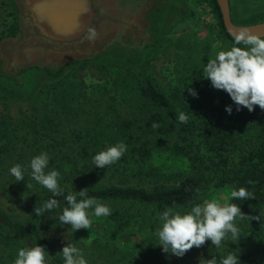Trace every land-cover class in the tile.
Returning <instances> with one entry per match:
<instances>
[{
    "label": "trees",
    "instance_id": "obj_1",
    "mask_svg": "<svg viewBox=\"0 0 264 264\" xmlns=\"http://www.w3.org/2000/svg\"><path fill=\"white\" fill-rule=\"evenodd\" d=\"M216 11L220 13L218 7ZM217 27L219 37L227 34L222 20ZM203 52L207 60L210 47H205ZM97 66L102 68L99 64ZM203 69V66L198 65L187 69L185 76L179 79V85L166 95L148 81L140 69L135 68L140 96L157 112L143 126L136 127L134 122L126 120L117 122L112 137L107 135L94 146L77 153L74 162L69 164V170L63 164L60 169L62 179L59 180L63 195L55 197L60 201V206L51 213L45 212L40 216L36 230L31 231L20 223H13L0 213L12 232L18 237H32L34 234L43 236L48 245L52 246L49 240L51 232L63 227L58 216L67 207L65 197L71 192L88 188V197H95L111 209L108 216L90 217L91 225L101 221L108 226L104 235L92 243L96 254L123 264L133 263L139 261L135 260V253L124 251L118 246V238L122 234L135 229L140 237L143 236L142 242L146 246L154 247L157 238L155 231L161 226L159 214L167 207L175 204L182 211H187L194 204L211 199L217 190L226 189L231 192L244 187L254 194L255 199L243 201L230 198L229 203L239 204L241 210L250 215L260 214L262 223L256 220H237L240 239L231 241L221 251L212 254L219 261L229 253H240L241 264H264V110L257 106L254 112H249L246 108L237 112L230 96L214 89L211 82L204 79ZM65 70L66 68L62 73ZM57 85L47 86L66 101V87L57 89ZM188 87L198 91V98L188 94ZM227 105L233 107L231 115L225 111ZM181 111L188 115L187 123L178 121L177 115ZM153 124L158 127L154 128ZM249 131L257 133L248 138ZM121 141L128 146V151L122 158L105 169L96 168L93 157ZM165 155L182 161L186 164L185 168L170 174L159 168L154 169L153 166L149 171L145 169L146 162ZM122 162L138 166V173L132 176L139 178L140 183L136 186L96 184L109 175H116L120 168L127 165ZM37 193L40 196L39 205L54 198L40 184L37 185ZM142 209L147 213H142ZM137 211L139 212L135 213ZM48 252L52 255L51 264H64L62 256ZM207 258L212 257L208 254Z\"/></svg>",
    "mask_w": 264,
    "mask_h": 264
},
{
    "label": "rangeland",
    "instance_id": "obj_2",
    "mask_svg": "<svg viewBox=\"0 0 264 264\" xmlns=\"http://www.w3.org/2000/svg\"><path fill=\"white\" fill-rule=\"evenodd\" d=\"M186 11L189 14L169 21L159 43L140 65L145 78L166 95L179 85V79L185 76L187 69L194 65L205 67L218 51L228 50L234 45L228 38L219 37L213 7L188 0ZM207 46L210 52L206 60L203 49ZM78 66L73 65L60 77L37 83L38 88L30 95L7 88L0 81V213L31 231L36 230L39 224V217L33 213L40 202L37 193L39 184L32 180L28 168L33 157L47 152L50 156L49 169L60 172L65 164L69 170V164L74 162L77 153L94 146L107 135L112 137L117 122L126 120L134 122L136 127L143 126L157 112L140 96V84L132 64L92 62ZM49 84H58L57 89L66 87L67 100L57 96L56 91L47 86ZM59 103L62 105L58 106ZM256 133L249 131L247 137ZM15 164L28 169L24 173L25 180L19 183L9 171ZM122 164L127 165L120 168L116 175H109L96 184L136 186L140 183L139 178L132 176L138 173V166L126 162ZM145 165L147 171L153 166L170 174L183 170L186 164L165 155L154 157ZM27 182L32 184L31 189L26 188ZM230 198L231 192L226 189L217 190L211 196V199L221 202H229ZM132 210L136 211L135 208ZM141 211L147 213L144 209ZM107 227V224L98 221L89 229L74 233L68 231L70 225H65L51 232L49 240L52 246L43 236H36L43 238L51 254L60 252L69 240L82 250L88 264H123L99 256L92 247L93 241L102 237ZM15 238L0 231V264H14L18 249L25 248ZM142 241L143 236L140 237L135 229L118 238L119 248L134 252L135 260H139L127 264H198L201 253L207 258L211 247V241H208L204 247L193 248L184 257L176 258L164 254L156 246L158 238L154 247H148ZM230 242L231 239L224 241L223 246L213 248L212 253L221 251Z\"/></svg>",
    "mask_w": 264,
    "mask_h": 264
},
{
    "label": "clouds",
    "instance_id": "obj_3",
    "mask_svg": "<svg viewBox=\"0 0 264 264\" xmlns=\"http://www.w3.org/2000/svg\"><path fill=\"white\" fill-rule=\"evenodd\" d=\"M95 36V30L89 29L88 38L94 39ZM233 39L235 43L232 47L218 51L215 58L208 60L203 69L204 79L209 80L214 89L226 92L236 106L237 112L245 108L249 112H254L257 106L264 110V37L249 30H241L234 34ZM187 92L193 98H198V91L195 88L188 87ZM225 111L231 115L232 105H227ZM177 119L180 123H187L189 117L181 111ZM153 127L156 128L158 125L153 124ZM127 151L128 146L122 141L118 142L98 152L93 157V163L96 168L105 169L106 166L118 162ZM49 162V154L42 152L33 157L28 165L32 180L47 188L54 197L34 207L33 214L37 217L56 210L60 206V201L55 197L63 195V189L59 184L61 174L56 169H49ZM27 170L21 164H15L9 171L19 183L25 180L24 173ZM26 188L31 189L32 184L27 182ZM87 190L88 188H84L78 192H71L65 197L67 207L63 208L58 219L61 225L71 226L68 231L75 233L81 229H89L92 223L91 216L111 214L110 207L95 197H88ZM231 199L247 201L254 200L255 196L247 188L240 187L231 191ZM246 219L262 223L260 214L253 216L245 213L236 203L204 199L202 203L194 204L187 211H182L173 204L159 214L161 226L155 231L159 241L156 246L160 247L164 254L182 258L193 248L200 249L211 241L209 254L212 258L208 259L201 253L198 264H241L240 253L239 255L229 253L218 261L212 254V249L221 248L223 242L228 239L232 242L239 240L241 233L236 222ZM57 254L62 255L64 264H88L82 250L69 240ZM50 256L52 255L46 246L36 244L18 249L14 264H51Z\"/></svg>",
    "mask_w": 264,
    "mask_h": 264
},
{
    "label": "water",
    "instance_id": "obj_4",
    "mask_svg": "<svg viewBox=\"0 0 264 264\" xmlns=\"http://www.w3.org/2000/svg\"><path fill=\"white\" fill-rule=\"evenodd\" d=\"M162 1L37 0L34 29L27 24V29L15 38L0 42V75L11 81L31 67L55 75L85 61L142 65L159 43L167 25L158 23L162 17L158 10L165 9ZM218 1L224 26L232 39L241 30L264 37V23L245 27L235 25L229 17L226 1ZM89 29L95 30L94 39L88 38ZM43 77L53 79L46 72ZM0 229L17 237L25 248L36 244L45 246L43 238L36 235L18 237L1 216ZM49 259L51 261V257Z\"/></svg>",
    "mask_w": 264,
    "mask_h": 264
},
{
    "label": "flooded vegetation",
    "instance_id": "obj_5",
    "mask_svg": "<svg viewBox=\"0 0 264 264\" xmlns=\"http://www.w3.org/2000/svg\"><path fill=\"white\" fill-rule=\"evenodd\" d=\"M188 0H163L162 4H165V9L158 12L162 17L158 23H169L171 19L183 17L189 12L187 9ZM199 5H210L213 7L217 23L223 22V16L220 9L218 0H196ZM228 7V14L230 19L235 25L238 26H252L264 23V0H225ZM217 7L220 13L216 11ZM37 0H0V42L15 38L18 33L26 30L28 24L31 29L33 24L37 22ZM224 25V22H223ZM226 29V28H225ZM220 30V27H219ZM227 32V30H226ZM222 37H232L227 34H223ZM229 39V38H228ZM92 61H85L83 63H77L75 65H84ZM133 65V64H132ZM78 66V67H79ZM137 70L140 69V65H133ZM64 69L52 75L48 70H41L37 67H31L30 69L21 71L19 75L15 76L11 81L5 80L0 75V81L5 84L7 88L13 89L23 94H32L37 88V83H42L45 79L43 72L47 75H52L57 78L63 72ZM34 90L32 91V89Z\"/></svg>",
    "mask_w": 264,
    "mask_h": 264
}]
</instances>
